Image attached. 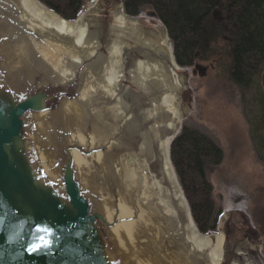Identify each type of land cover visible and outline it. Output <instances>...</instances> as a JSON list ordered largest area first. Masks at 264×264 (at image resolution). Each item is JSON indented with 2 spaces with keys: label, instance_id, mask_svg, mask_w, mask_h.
<instances>
[{
  "label": "water",
  "instance_id": "1",
  "mask_svg": "<svg viewBox=\"0 0 264 264\" xmlns=\"http://www.w3.org/2000/svg\"><path fill=\"white\" fill-rule=\"evenodd\" d=\"M187 80L166 25L123 0L75 20L0 0V264H264L246 210L194 221L171 159ZM38 225L52 247L28 253Z\"/></svg>",
  "mask_w": 264,
  "mask_h": 264
},
{
  "label": "trees",
  "instance_id": "2",
  "mask_svg": "<svg viewBox=\"0 0 264 264\" xmlns=\"http://www.w3.org/2000/svg\"><path fill=\"white\" fill-rule=\"evenodd\" d=\"M40 1L65 19L75 20L90 0ZM123 2L127 15L136 17L148 10L166 25L181 66L213 57L229 65L226 69L238 87L253 149L264 164V0ZM171 159L200 232H217L223 207L214 198L210 172L222 164L223 148L208 133L184 123L172 143ZM258 222L263 237L264 210Z\"/></svg>",
  "mask_w": 264,
  "mask_h": 264
},
{
  "label": "rangeland",
  "instance_id": "3",
  "mask_svg": "<svg viewBox=\"0 0 264 264\" xmlns=\"http://www.w3.org/2000/svg\"><path fill=\"white\" fill-rule=\"evenodd\" d=\"M94 1L90 0L83 11ZM142 15L150 16L148 10ZM223 53L220 49L219 54ZM213 58L197 62L201 69L197 65L187 67L191 100L183 124L208 133L223 148L222 164L210 172L214 198L223 212L228 202L243 204L248 219L257 228L264 210V164L253 149L238 87L226 69L229 65ZM262 241L264 254V236Z\"/></svg>",
  "mask_w": 264,
  "mask_h": 264
},
{
  "label": "snow or ice",
  "instance_id": "4",
  "mask_svg": "<svg viewBox=\"0 0 264 264\" xmlns=\"http://www.w3.org/2000/svg\"><path fill=\"white\" fill-rule=\"evenodd\" d=\"M36 232L39 234L37 239L33 242H30L27 245V252L28 253H35L40 251L41 249H49L52 247V236L53 230L44 225H38L36 227Z\"/></svg>",
  "mask_w": 264,
  "mask_h": 264
},
{
  "label": "bare ground",
  "instance_id": "5",
  "mask_svg": "<svg viewBox=\"0 0 264 264\" xmlns=\"http://www.w3.org/2000/svg\"><path fill=\"white\" fill-rule=\"evenodd\" d=\"M39 5H41V4H39ZM42 6V5H41ZM43 7V6H42ZM238 209V210H243V211H245L244 209H245V207H244V205L243 204H241V203H239V204H233L232 202H228V208L227 209H225V211H229V210H231V209ZM206 235H208V234H206ZM209 236H208V238H206L207 240H209ZM221 235H219V234H217V238H216V242L217 243H220L221 242Z\"/></svg>",
  "mask_w": 264,
  "mask_h": 264
}]
</instances>
